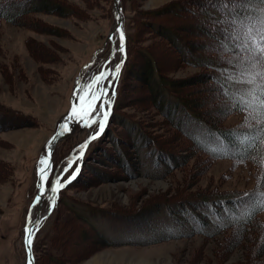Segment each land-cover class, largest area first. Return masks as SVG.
Masks as SVG:
<instances>
[{
	"label": "rangeland",
	"instance_id": "obj_1",
	"mask_svg": "<svg viewBox=\"0 0 264 264\" xmlns=\"http://www.w3.org/2000/svg\"><path fill=\"white\" fill-rule=\"evenodd\" d=\"M57 1L71 8L30 12L14 21L0 17V110L17 115L16 123L24 121L0 130V264H27L25 227L39 206L40 160L77 102L69 129L52 151L35 229L38 264H264V209L218 233L221 217L200 226L188 220L190 214L203 218L197 210L206 211L209 201L218 209L216 199L229 206L232 198L241 207L230 217L245 218L264 169V141L259 156L212 157L162 107L167 98L178 100L182 114L224 130L260 124L261 115L235 107L214 80L226 72L240 83L242 73L255 69L243 54L208 35L214 23L200 7L203 0H120L123 53L114 51L117 36L107 39L114 27L113 0ZM165 33L184 45L189 62ZM101 71L104 79L95 83ZM115 98L111 122L108 112L103 132L92 138L104 118L93 109L101 103L107 109ZM84 111L90 115L83 117ZM180 120L190 131L199 126ZM85 144L80 154L78 146ZM70 159L60 183L82 169L81 174L62 190L52 214L50 189L58 187L55 179Z\"/></svg>",
	"mask_w": 264,
	"mask_h": 264
},
{
	"label": "trees",
	"instance_id": "obj_2",
	"mask_svg": "<svg viewBox=\"0 0 264 264\" xmlns=\"http://www.w3.org/2000/svg\"><path fill=\"white\" fill-rule=\"evenodd\" d=\"M111 1L112 0H110V5L112 3ZM203 2L204 3H202L201 1L200 7H204L205 10L203 9V11H207L211 14V19L214 23V27L207 32L210 37L219 39L220 42H223L222 44L231 46L233 50H236L243 55H245V53L241 51V48L243 46H245L246 44H252L253 41H264V0H203ZM70 8L71 7L59 4L57 0H0V17L6 18L9 21H14L19 16L30 12L55 13L59 11L60 13H65V10H68ZM250 29L251 34L249 35ZM165 34H167L166 36L171 39V42L180 52L183 61L189 62L190 58L189 55H186L187 49L184 47V45L182 46L181 43H179L178 38L175 39L171 37L169 33ZM126 37L127 66L129 58L128 35ZM222 65L224 66V68L228 67L227 64ZM151 68L154 70L153 72H158L155 66H151ZM215 68L221 69L222 67ZM222 74L223 76H215L214 80L220 86V90L222 91L223 95L228 98L235 107L253 112L251 108L247 107V103L253 98L257 99V104L254 106H261L259 104V98L261 96H264V90H262L258 86L259 80L249 83L248 77L245 76V78H241L242 82L239 83L236 81V75H234V78H231V75L226 72ZM121 75L120 77H122ZM153 78L158 81L157 76L153 75ZM153 78H151L150 81L153 80ZM173 101L170 98L166 99V103L162 105L164 111L167 114H176L177 117L174 122L175 127H177V129H179V131L183 135H185L198 150H201L209 156L218 158L229 157L243 159L255 157L259 154V147L264 141V119H262L261 117L260 119H258L260 120L259 125H255L253 127L245 129L233 128L224 130L218 127H214L207 122H204V119L202 118L191 116V114L187 112H183L184 114H182L181 112L185 107L178 103V100ZM116 102L117 99L115 98L109 111L110 118L108 122H111L112 120ZM157 106H161L160 102ZM256 114L261 115L259 113ZM181 117H183L186 121L188 119L194 120L193 124L199 125L195 127L196 131H190L187 127H185L183 124L184 122H180ZM16 118L19 117L14 113L0 110V130L10 128L24 122L20 117V122L16 123ZM171 118L173 117L171 116ZM3 122L6 123L4 124ZM81 170L75 173L74 178H72L71 182L67 183L66 186L72 185L74 182H76V180H78L81 174ZM71 177H73V175ZM261 178L262 181L259 184V188L253 191L252 196H250L249 198L251 208L250 210H248L245 218L235 219L234 217L232 219L230 217L232 215H239V209L241 207V205H239V201L232 198L229 206L225 205L222 199H216L214 202L216 206L219 207L218 209H215L213 204L209 201V203H206L204 207L206 208V211L202 210L201 212L200 209L197 210V212L199 211L200 213H202L204 219H200L196 215L190 214L189 216L187 214L189 217L188 220L200 226L206 225L208 223L206 221L207 219L211 220V218L217 219L221 217L224 219V222L220 225L214 224L215 233H218L221 229L228 227V224H231L233 221L241 220L242 222H246L247 220L251 219V217L256 214V212L264 209V169H262ZM65 187H63L62 189H58L57 198L52 210V214L54 212H57L60 207V200L63 192L62 190H64ZM249 194V192L246 193V195ZM252 204L254 205L252 206ZM207 210L210 211V215L207 213ZM223 211L226 213V216H222ZM180 212L188 213V211L186 210H180ZM206 216L209 217L205 219ZM37 232L38 230L34 233V236L32 238V253L34 256V264H38V256L36 252ZM260 249L264 250V240L261 243Z\"/></svg>",
	"mask_w": 264,
	"mask_h": 264
},
{
	"label": "snow or ice",
	"instance_id": "obj_3",
	"mask_svg": "<svg viewBox=\"0 0 264 264\" xmlns=\"http://www.w3.org/2000/svg\"><path fill=\"white\" fill-rule=\"evenodd\" d=\"M250 34H251V29L249 30V35ZM119 35H120V45H119V48L114 50V51H119V52L123 53L124 50H125L124 49V34H123V32H120ZM241 51H243L245 53L244 61L249 63L255 69V71L242 73V76L246 75L248 77V82L249 83L256 82L257 80H259L258 86L262 90H264V41H261V42L253 41L252 44H246L245 46H243L241 48ZM236 59H240L239 54H236ZM105 63L109 64V63H111V61L109 60V61H106ZM121 63H123V62H121ZM119 68H120V65H117L114 71L118 72ZM95 79L96 80L104 79V72L101 71L96 76ZM113 79H115V77H113ZM109 85H110L109 90H111L112 81H109ZM77 95H78V98L80 100L84 99V97L83 96H79L78 93H77ZM106 95H107V93H105V96ZM92 99L95 100L96 96H92ZM256 104H257V99L253 98L251 101H249L247 103V107L251 108L254 113L261 114V118L264 119V96H261L259 98V104L261 106L260 107H255L254 105H256ZM89 107H92L91 104H89ZM110 108H111V105H109L108 108L105 109L104 104L101 103L99 109H93V111H97V112L103 114L104 118L99 120V129H98V131L96 133L93 134L92 138H95L96 136H99L103 132L104 127H105V119L108 116V112L110 111ZM72 113L73 114L76 113V107L75 106H73V108H72ZM89 115H90V113H88L87 111L83 112V117H88ZM92 119H93V122H95V117H93ZM85 126H90V125L85 124ZM60 128L64 129L65 125L62 123L60 125ZM63 134H64L63 131H57L56 135L49 142V145H51L57 139V137H59V136H61ZM85 146H86V144L78 146L80 154H82V151H83ZM40 164L41 165H45L46 164L45 159L42 158L40 160ZM67 164H68V167H66L64 169L63 173H61L60 176L55 179V185H58V187L60 189L65 187L67 183H70L71 179L74 178V175H75V173H74L73 177H69V179L66 180L63 184L60 183V179L62 178L63 174L67 173L68 169L72 166L73 160H71V159L68 160ZM46 171H47L46 168H40L38 170V174H39L40 179H41V184L38 186V187H40V195H38L35 198L36 202H39L41 196L44 194V191H45L43 185L45 184V181H46V176H45V172ZM58 187L57 186H53L50 189V196H49L50 209L55 204V196H56V193L58 191ZM29 221L31 222V216H29ZM32 236H33V233L31 232L30 228L26 227V229H25V245H26V250L29 253L31 252V246H32L31 237ZM30 260H31V257L29 256V261Z\"/></svg>",
	"mask_w": 264,
	"mask_h": 264
},
{
	"label": "water",
	"instance_id": "obj_4",
	"mask_svg": "<svg viewBox=\"0 0 264 264\" xmlns=\"http://www.w3.org/2000/svg\"><path fill=\"white\" fill-rule=\"evenodd\" d=\"M113 13H114V27L112 29L111 32H109V34L107 35V39H111L113 36H117L118 38V41H119V45H120V35L119 33L120 32H123L122 30V9H121V4H120V0H113ZM124 34V32H123ZM119 45H118V48H119ZM124 45H125V36H124ZM104 49V44L100 47V48H97L95 51H94V55H93V58L91 59L90 62L86 63L85 65L82 66V69H81V73L82 71L88 66V65H91L93 63V61L95 60L96 58V55L98 54L99 51L103 50ZM80 73V74H81ZM99 74V73H98ZM97 74V75H98ZM96 75V76H97ZM96 80V79H95ZM97 81V80H96ZM95 81V82H96ZM73 100H74V96H73V99H72V103H73ZM78 105L79 103L77 102L74 106L76 107V110L78 109ZM72 108L73 106L70 107L69 109V112H68V119L65 123V128L64 129H59L58 131H63L64 134L57 137V139L51 144L47 146V150H46V153H45V161H46V164L43 166V168H46L47 171L45 172V176L47 178V176L49 175V172H50V168L52 166V151L56 145V143L61 139L63 138V136L65 135V133L67 132V130L69 129V126L72 122V117H73V113H72ZM57 133V132H56ZM56 133L53 135V137L56 135ZM52 137V138H53ZM52 138L50 139V141L52 140ZM49 141V142H50ZM46 183V181H45ZM41 184V179H40V176L38 175V186ZM44 189H45V184L43 185ZM40 195V187H38V191H37V196ZM44 197V194L41 196L40 200H39V206H38V209H37V212H36V215L33 219H31V222L29 221V217H28V223L26 225V227H29L31 232L34 233L39 221L42 219V216H41V202H42V199ZM25 227V229H26ZM32 239V237H31ZM24 247H25V251H26V256H27V264H34V257H33V254H32V246H31V252L29 253L27 250H26V245H25V237H24ZM29 256L31 257V260L29 261Z\"/></svg>",
	"mask_w": 264,
	"mask_h": 264
},
{
	"label": "bare ground",
	"instance_id": "obj_5",
	"mask_svg": "<svg viewBox=\"0 0 264 264\" xmlns=\"http://www.w3.org/2000/svg\"><path fill=\"white\" fill-rule=\"evenodd\" d=\"M122 159V158H121ZM93 260H95V257L91 259V262H93Z\"/></svg>",
	"mask_w": 264,
	"mask_h": 264
}]
</instances>
